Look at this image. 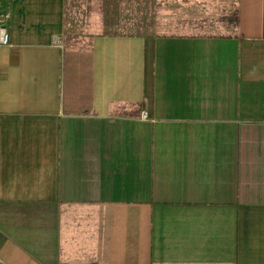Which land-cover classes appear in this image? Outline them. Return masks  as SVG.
Segmentation results:
<instances>
[{"label":"crops","instance_id":"obj_1","mask_svg":"<svg viewBox=\"0 0 264 264\" xmlns=\"http://www.w3.org/2000/svg\"><path fill=\"white\" fill-rule=\"evenodd\" d=\"M70 1L0 0V264H264V0L87 41Z\"/></svg>","mask_w":264,"mask_h":264},{"label":"rangeland","instance_id":"obj_2","mask_svg":"<svg viewBox=\"0 0 264 264\" xmlns=\"http://www.w3.org/2000/svg\"><path fill=\"white\" fill-rule=\"evenodd\" d=\"M235 5L221 1L72 0L69 39L94 33L226 35L235 32Z\"/></svg>","mask_w":264,"mask_h":264},{"label":"built area","instance_id":"obj_3","mask_svg":"<svg viewBox=\"0 0 264 264\" xmlns=\"http://www.w3.org/2000/svg\"><path fill=\"white\" fill-rule=\"evenodd\" d=\"M9 17H10V13L8 11L0 12V47L4 45H8L11 41L9 29L6 24ZM142 117L144 118L148 117L147 111H143Z\"/></svg>","mask_w":264,"mask_h":264},{"label":"trees","instance_id":"obj_4","mask_svg":"<svg viewBox=\"0 0 264 264\" xmlns=\"http://www.w3.org/2000/svg\"><path fill=\"white\" fill-rule=\"evenodd\" d=\"M234 21L237 24V22H238V10L237 9L235 10V18H234Z\"/></svg>","mask_w":264,"mask_h":264}]
</instances>
